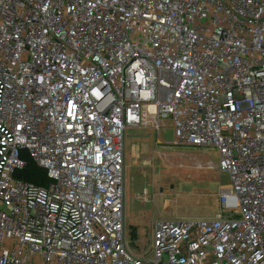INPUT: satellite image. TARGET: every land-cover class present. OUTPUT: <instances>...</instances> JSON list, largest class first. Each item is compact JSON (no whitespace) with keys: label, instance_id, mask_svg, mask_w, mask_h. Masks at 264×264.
Segmentation results:
<instances>
[{"label":"built area","instance_id":"1","mask_svg":"<svg viewBox=\"0 0 264 264\" xmlns=\"http://www.w3.org/2000/svg\"><path fill=\"white\" fill-rule=\"evenodd\" d=\"M167 119L231 187L138 255L125 136ZM0 264H264V0H0Z\"/></svg>","mask_w":264,"mask_h":264},{"label":"rangeland","instance_id":"2","mask_svg":"<svg viewBox=\"0 0 264 264\" xmlns=\"http://www.w3.org/2000/svg\"><path fill=\"white\" fill-rule=\"evenodd\" d=\"M219 162L215 148L177 145L171 119L164 122L160 138L152 127L127 130L125 214L135 254L152 255L158 220L213 218L218 214L220 192L231 187L230 175L218 169Z\"/></svg>","mask_w":264,"mask_h":264},{"label":"trees","instance_id":"3","mask_svg":"<svg viewBox=\"0 0 264 264\" xmlns=\"http://www.w3.org/2000/svg\"><path fill=\"white\" fill-rule=\"evenodd\" d=\"M22 157L27 161L26 166L22 171L18 172L16 176L26 182H30L38 186H49L51 180L48 177L47 171L30 159L26 152L22 154Z\"/></svg>","mask_w":264,"mask_h":264}]
</instances>
